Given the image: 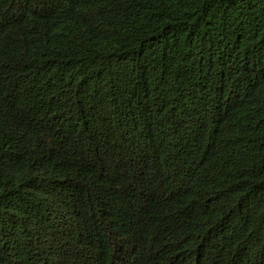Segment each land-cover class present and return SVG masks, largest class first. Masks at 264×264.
I'll return each mask as SVG.
<instances>
[{
    "label": "trees",
    "instance_id": "trees-1",
    "mask_svg": "<svg viewBox=\"0 0 264 264\" xmlns=\"http://www.w3.org/2000/svg\"><path fill=\"white\" fill-rule=\"evenodd\" d=\"M0 264H264V0H0Z\"/></svg>",
    "mask_w": 264,
    "mask_h": 264
}]
</instances>
